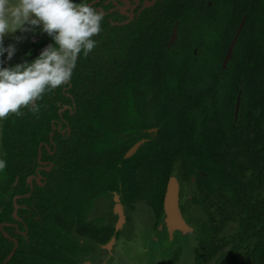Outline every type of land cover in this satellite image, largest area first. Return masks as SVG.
<instances>
[{
  "label": "trees",
  "instance_id": "1",
  "mask_svg": "<svg viewBox=\"0 0 264 264\" xmlns=\"http://www.w3.org/2000/svg\"><path fill=\"white\" fill-rule=\"evenodd\" d=\"M123 19L103 15L97 45L78 56L67 84L35 102L39 112L3 119L0 264L14 240L7 264H81L119 236L103 218L89 220L96 200L120 193L128 209L145 201L159 219L178 166L205 215L193 264H264V0H158ZM48 42L43 34L32 56ZM229 223L238 230L226 237ZM179 257L178 248L161 264Z\"/></svg>",
  "mask_w": 264,
  "mask_h": 264
},
{
  "label": "clouds",
  "instance_id": "2",
  "mask_svg": "<svg viewBox=\"0 0 264 264\" xmlns=\"http://www.w3.org/2000/svg\"><path fill=\"white\" fill-rule=\"evenodd\" d=\"M103 14L91 0H0V120L22 108L39 112L35 102L46 92L67 84L78 56H87L97 45ZM21 34H45L49 42L39 53L8 63L17 52ZM12 37L14 42L5 43ZM29 57H32L29 59ZM7 166L0 158V171Z\"/></svg>",
  "mask_w": 264,
  "mask_h": 264
},
{
  "label": "rangeland",
  "instance_id": "3",
  "mask_svg": "<svg viewBox=\"0 0 264 264\" xmlns=\"http://www.w3.org/2000/svg\"><path fill=\"white\" fill-rule=\"evenodd\" d=\"M22 39L17 44V52L8 63H15L24 59L25 54L33 52V45L43 34H21ZM14 42L10 36L5 43ZM33 57V56H32ZM2 120H0V143ZM148 123L153 125L154 118L149 114ZM151 128L150 133L156 132ZM2 156L0 146V157ZM178 184L177 207L180 220L185 228L177 227L164 209L161 218L156 219L151 207L145 201L135 203L133 210L122 203L120 193H114L96 200L89 215V220L104 219L105 224H111L119 232L106 244L95 246L92 255L81 264H161L173 257L176 249H180V257L176 264H193L194 249L197 246V237L201 232L202 221L205 219L202 207L193 202L195 194L193 179H186L179 166L175 170ZM238 230L237 223H229L222 235L229 237ZM80 244L87 240L74 235ZM208 264H218L213 260Z\"/></svg>",
  "mask_w": 264,
  "mask_h": 264
},
{
  "label": "water",
  "instance_id": "4",
  "mask_svg": "<svg viewBox=\"0 0 264 264\" xmlns=\"http://www.w3.org/2000/svg\"><path fill=\"white\" fill-rule=\"evenodd\" d=\"M99 0H93L92 1V5L95 4L96 2H98ZM114 3H115V0H113ZM137 2H139V0H136ZM144 4L142 6V8L139 10V13L144 10L145 8H150L152 6H154L156 4V2L158 0H152V1H149V0H144ZM125 6L121 8V13L122 14H126L129 19L123 23H119L118 25H123V24H127L131 21V19L133 18V13L130 12V13H126V10L127 8L130 7V1L129 0H123ZM109 3V1L107 2ZM100 12H102L103 15H106L107 12L104 11L103 8H99L98 9ZM114 11V9H111L109 12H112ZM245 21H246V17L243 18L240 26L238 27L237 29V32L235 34V37L233 38L229 48H228V51H227V54H226V57H225V60H224V64H223V67L224 68H227V64L228 62L232 59V55H233V52H234V47L236 45V42L238 40V37H239V34L245 24ZM113 24H116V23H113ZM177 39V31L176 29H174L173 33H172V36H171V39H170V44H172L173 42H175V40ZM241 102H242V93L239 92L238 94V97H237V101H236V105H235V120H238V117H239V113H240V108H241ZM59 128V127H58ZM56 127L53 126V130H55ZM157 131V130H156ZM144 141H141L139 143H137L128 153H127V157H130L132 156L135 151L138 149V147L143 143ZM41 156H42V150H41V146L39 147V160L41 159ZM52 165H50L49 167H46L45 169L47 171H49L51 169ZM33 176H30L28 178V182L30 183V186L32 187L33 186V183H32V180H33ZM41 179H42V176L39 175L37 176L36 180H37V183L38 185H43L44 183L41 182ZM178 196H179V193H178V184H177V178H176V173L173 172L170 180H169V183H168V187H167V191H166V195H165V200H164V209L166 210V212L168 213V215L172 218V220L174 221L175 225L177 227H180V228H185V225L183 224V222L180 220V214H179V210H178V207H177V200H178ZM15 212H14V218L15 219H18V216H17V209H18V205H15ZM2 230V228H1ZM3 234L5 237L11 239V237L2 230ZM18 247V242L17 240H14V248L12 249V251L10 252V254L7 256V258L4 260V262L2 264H7L11 258L13 257V255L15 254V251Z\"/></svg>",
  "mask_w": 264,
  "mask_h": 264
},
{
  "label": "flooded vegetation",
  "instance_id": "5",
  "mask_svg": "<svg viewBox=\"0 0 264 264\" xmlns=\"http://www.w3.org/2000/svg\"><path fill=\"white\" fill-rule=\"evenodd\" d=\"M93 1V0H92ZM91 1V2H92ZM109 1V3H107ZM130 1V7L129 8H127V10H126V13H130V12H132L133 13V18L131 19V21L130 22H132L134 19H136L145 9H147V8H145L144 10H142L140 13H139V10L142 8V6H143V4H144V0H139V2H137L136 0H129ZM149 1H152V0H149ZM98 2H100V0L98 1ZM98 2H96V3H98ZM95 3V4H96ZM157 3V2H156ZM95 4H93V5H95ZM92 5V6H93ZM105 5H111V7L110 8H108V10L107 11H105V12H107V14H109V13H115V14H117V17H119V18H124L123 20H121L120 22H118L117 24H119V23H123V22H125V21H127L128 19H129V17L126 15V14H122L121 13V8L122 7H124L125 6V4H124V2H123V0H115V3H114V1L113 0H105L104 2H103V4H102V6H98V7H95L96 9H99V8H103V6H105ZM111 9H114V11H112V12H109ZM129 22V23H130ZM129 23H127V24H129ZM123 25H125V24H123ZM176 41V40H175ZM174 43V42H173Z\"/></svg>",
  "mask_w": 264,
  "mask_h": 264
}]
</instances>
